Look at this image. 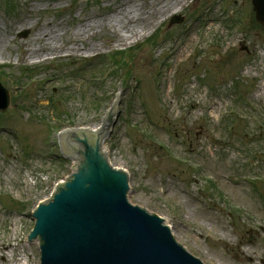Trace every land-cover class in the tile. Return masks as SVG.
I'll list each match as a JSON object with an SVG mask.
<instances>
[{
	"label": "rangeland",
	"instance_id": "rangeland-1",
	"mask_svg": "<svg viewBox=\"0 0 264 264\" xmlns=\"http://www.w3.org/2000/svg\"><path fill=\"white\" fill-rule=\"evenodd\" d=\"M166 2L0 0V82L11 94L0 112V264H36L35 241H23L30 210L70 174L50 134L95 129L120 91L105 148L128 173V201L161 216L203 264H262L264 26L252 0ZM143 6L152 13L139 19ZM122 9L138 36L117 42L106 22ZM87 23L94 35L76 39ZM42 30L59 51L25 52ZM131 48L114 74L103 57Z\"/></svg>",
	"mask_w": 264,
	"mask_h": 264
},
{
	"label": "water",
	"instance_id": "water-1",
	"mask_svg": "<svg viewBox=\"0 0 264 264\" xmlns=\"http://www.w3.org/2000/svg\"><path fill=\"white\" fill-rule=\"evenodd\" d=\"M252 4L264 26V0ZM180 23L175 18L171 25ZM120 94H111L95 129L61 131L62 153L76 167L73 173L69 161L67 181L51 185L49 199L30 210L33 231L23 241H35L36 264H203L176 241L161 216L128 201L129 176L109 164L102 144L115 125ZM9 107L10 94L0 83V110ZM59 133L50 134L58 152Z\"/></svg>",
	"mask_w": 264,
	"mask_h": 264
},
{
	"label": "bare ground",
	"instance_id": "bare-ground-1",
	"mask_svg": "<svg viewBox=\"0 0 264 264\" xmlns=\"http://www.w3.org/2000/svg\"><path fill=\"white\" fill-rule=\"evenodd\" d=\"M186 1L187 0H168V2L165 3L166 7H163V8L165 9V11L167 9H176V8H178V6H182ZM160 2H161V0H144L145 5L148 6V4H151L152 7L158 6V4ZM149 10L150 9H148L146 6H143L142 9H140V13H138V15H139L138 18L141 19V17H143L144 15H146L147 17H150L152 12H150ZM125 19H126V21H125ZM132 20H133V15H132L131 11L128 10V9L119 10V16L118 17H116L114 19L110 18V19L107 20V22H106L107 27L112 30V35L118 38L117 42H125V41H128L131 38H135L136 36H138L137 32L134 33V29L129 28V23H131ZM95 29L96 28H95V24L94 23H87V24H84V25L82 24L79 27V32L77 34H75L76 39L80 35H83V36L92 35V34L94 35V33H95L94 30ZM34 41L40 43L37 46L38 49L34 48L35 46H33V47L32 46H28V47L25 48V52H27L28 54H32L33 55V53L35 51L47 52L48 54L49 53L52 54V53H55V52L59 51L57 48H55L56 47L54 45L55 35L52 34V33H50L48 35L44 31L42 33L39 32V34H37L35 36ZM71 46H72L71 47L72 50H74L76 52L79 50V47L76 46L75 44H73ZM118 103H119V101H118ZM116 116H117V110L115 111L114 120L116 119ZM109 136L110 135H108V134L106 135V137L103 139V144L102 145H105V142L107 141ZM114 168H116V167H114ZM117 169H120V168H117ZM121 170H123V169H121ZM8 248L12 249V247H8ZM18 264H24V263L19 262Z\"/></svg>",
	"mask_w": 264,
	"mask_h": 264
},
{
	"label": "trees",
	"instance_id": "trees-1",
	"mask_svg": "<svg viewBox=\"0 0 264 264\" xmlns=\"http://www.w3.org/2000/svg\"><path fill=\"white\" fill-rule=\"evenodd\" d=\"M11 2H13L14 0H10ZM155 37V36H154ZM154 37L152 38V40L154 39ZM150 41V40H149ZM135 51H136V49H132V50H130L128 53H124V52H122V53H117L116 55H115V65H116V67H115V69H114V74L115 73H118V72H120V71H122L123 69H124V67H126L127 66V62L129 61V60H131L132 59V57H134V54H135ZM2 70V68H0V71Z\"/></svg>",
	"mask_w": 264,
	"mask_h": 264
}]
</instances>
